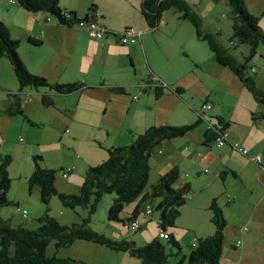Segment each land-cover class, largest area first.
<instances>
[{
    "label": "rangeland",
    "instance_id": "obj_1",
    "mask_svg": "<svg viewBox=\"0 0 264 264\" xmlns=\"http://www.w3.org/2000/svg\"><path fill=\"white\" fill-rule=\"evenodd\" d=\"M109 1L113 3L116 0ZM186 1L200 18L202 30L212 33L238 63L245 64L248 74L255 79L257 86L264 91V44H260L257 53L251 57L252 47L249 44H242L233 39V14L227 0ZM245 3L250 13L259 19V26L264 32V0H245ZM63 4L68 7H76L82 16L83 12L87 14L92 5V0H63ZM181 15L174 9L165 11L160 21V28H169L168 31L172 32L178 29L182 22H185L186 25L184 27H187V30L194 29L195 31L193 25L184 20ZM54 21L58 23L57 20ZM181 30L183 32L186 31L185 28ZM194 39L197 43L203 45L201 46L203 47L201 48L203 50L202 56L192 53L189 47L184 50L181 47L177 49L179 41L177 38L173 41L172 48L174 49L169 51V56L173 59L172 62L177 71L180 70L181 61L184 60L189 62V65H183L184 68L189 67L194 72L196 80L194 85L192 84V89L186 92V96L190 100L194 99L196 114L198 109H202L203 103L208 98L214 102L217 112L223 113L230 121L242 125L241 127L237 126L235 129H242L246 135L247 143L246 145L243 144L246 146L244 148L250 150L249 145H255L260 149H264V121L252 120V114H259L264 108L235 74L216 62L214 53L205 42L197 39L195 32ZM162 53L164 57H167L168 51L165 46ZM69 56H71L70 60L73 63L79 59L80 51L78 50L74 54L69 53ZM196 60L209 64L201 66L195 63ZM212 64L216 65L221 73L224 71L231 75L234 83L230 85L228 81L225 83L226 81L218 79V75L214 74L215 67L212 68ZM72 78V76H69L66 80ZM75 82L78 81H66L63 83ZM13 83L19 89L17 79L13 80ZM1 86L3 85L0 82V96L4 97L3 95L5 94L1 92ZM26 90L28 93L26 95L27 99L31 101L26 103L32 106V109H35L32 114H26L28 119L36 125H31L23 116L9 117L0 115V153L9 154L13 158L12 165L9 168L12 178V187L8 193L10 204L0 208V218L13 226L22 225L30 230H37L40 227L38 219L46 212L62 225L83 224L90 214L88 207L66 208L56 196H53L49 205H47L41 200L39 188L35 187L30 192L29 179L35 168L33 158L41 156L43 161L40 162L43 168L56 170V183L58 182L61 185L68 184L69 180L64 179L62 173L69 168H73V172L77 173V168L74 166L72 159L79 160L81 157L80 152L85 151L84 144L70 143L67 140L62 141L64 136L71 134L68 130L72 132V127L69 123L72 120L74 109L82 97L81 102L87 100L84 102L85 107L90 110L93 102L95 108L102 116L104 112L102 104H109V102H106L105 97L102 95L99 97L101 103L88 97V95L96 92H81L80 94L67 96L54 95L55 105L47 107L42 104L41 96L43 92L50 93L48 90L37 91L33 88H26ZM191 93H194V98H192ZM0 101L1 108H5V101L2 98ZM134 102L138 103L140 101ZM122 113L125 115V111H122ZM204 113L206 116L211 117L216 112L214 110H206ZM78 116L81 117L80 114ZM62 119H64L63 122ZM204 120L208 122L206 119ZM81 121L85 123V120L81 119ZM170 125L182 126L175 123ZM227 148L230 149L229 147ZM167 149L168 146L164 148L163 145H160L150 158L151 173L148 190L167 172L166 166L174 164L177 155L168 153ZM222 149L223 147L218 148L217 145H213L211 150L220 152ZM230 151L229 155H233V157L229 156L225 162L230 161L231 169H235L239 174L238 179L234 178L229 170L228 172L230 173L225 176L227 181L223 182V179L217 176L215 165L203 163L200 178L206 179V184L202 182L198 184L197 190H202L198 196L207 197L208 199L217 198L224 211L227 227L221 263L240 264L242 261V250L247 248L243 264H264V203L255 217L259 200L264 196L261 184L257 181L258 173L261 170L257 172L256 167L258 165L254 168L253 166L256 163L251 162L239 151ZM106 155L108 156L107 153ZM261 155L264 156V152ZM212 161L211 159L210 162L212 163ZM62 167H64L63 171H61ZM86 172L84 171L81 175L82 182ZM186 174H189V171L181 174L178 185L182 183L180 182L181 178L186 177ZM194 178L198 179V177ZM77 188V194H79L80 185H77ZM115 198V194H106L103 197L97 212L91 217L89 227L93 231L104 234L113 240L126 239L134 241L138 246H143L158 236L159 213L146 214L145 205H143V211L138 218L141 228L133 232L129 227L130 223L126 219L133 213L138 201L126 205L120 215L121 221L110 220L109 212ZM158 202L159 200L157 199L149 201L148 204L154 207ZM191 202L189 200L182 207L181 217L177 221L176 228L170 230L181 244L182 252L177 255V249H172V251L169 249V252L173 254H170L168 264H177L184 256L189 255L197 237H207L215 233V226L211 222L212 212L209 210V203L205 204V206H199V201H197L198 205L192 206ZM245 227L249 229L248 233L243 232ZM238 240H243V248L241 249L237 248ZM55 243L56 241H51L47 248L49 257L71 258L84 264H140L138 259L131 257L126 252H116L93 242L77 240L70 247L64 249H57ZM184 264H187V261Z\"/></svg>",
    "mask_w": 264,
    "mask_h": 264
},
{
    "label": "crops",
    "instance_id": "obj_2",
    "mask_svg": "<svg viewBox=\"0 0 264 264\" xmlns=\"http://www.w3.org/2000/svg\"><path fill=\"white\" fill-rule=\"evenodd\" d=\"M141 2L142 0H116L113 3L109 0H92L91 7L95 6L100 15V23L116 33L102 40H97L89 35L87 25L83 27L63 26L56 23L54 21L56 18L46 12L31 14L18 5L11 3V0H0V20L8 26L12 38L20 42L19 54L31 73L54 83L83 82L89 87H93V90L88 89L82 92H96L88 95L90 99H96L101 103L99 97L102 95L105 97L106 102H109V104H102L103 117L92 101L90 110L84 106V102L87 100L81 102L82 97L79 104L76 105L72 120L69 123L72 132L68 130L71 134L64 136L62 141L67 140L70 143L84 144L85 151L80 152L81 157L79 160L72 159L78 172H73L70 175V178L67 179L69 180L68 184L56 183L58 192L77 194V185H80L79 189H81V175L83 172L87 171L89 167L99 165L105 161L108 148L132 144L137 137L151 126L174 123L188 125L196 122L201 117L203 120L200 126L202 127H198L184 138L165 141L161 144L164 148L168 146V153L177 155L174 164L166 166V171L168 172L174 166H179L181 174L187 171L191 174L182 177L180 185H178L179 181L177 183V186L190 184L192 189L190 194L191 205H198L197 201H199V206H205L208 203L210 206L212 200L217 199L198 196L199 192L202 191L197 190L198 184L200 182L206 184V179L200 178L203 163L215 165L217 176L222 178L223 182L227 181L225 176L230 172L234 178L238 179V172L231 169L229 160L227 162L225 160L229 156L233 157V155H229V150L239 151L240 148L248 150L249 154L247 156L239 152L253 163L255 162L253 157L261 156L260 163L255 162L256 164L253 167L255 168L258 165L256 167L257 172L261 170L258 173L257 181L260 182L264 192V156L261 155L264 149H260L255 145H249L250 150L244 148L247 143L246 135L242 129H235L237 126L241 127L242 125L230 121L223 113L217 112L213 101L207 98L203 103V105L207 102L212 103L213 108L211 110L216 112L214 116L208 117L203 111V105L202 109H198L196 114L194 99L190 100L186 96V92L192 89V84L194 85L196 80L194 72L189 67L184 68V64L189 65V62L184 60L181 61L180 70L177 71L172 62L173 59L169 56V51L174 49L172 48L173 41L177 38L179 40L177 49L181 47L184 50L189 47L192 53L202 56L203 50L201 48L203 47L201 46L203 45L195 41L194 29L187 30V27H184L185 22H182L178 29L172 32L168 31L169 28L161 29L160 25L157 29L152 30L142 16ZM60 6L68 12L77 13L80 19H84L89 12V10L87 14L83 12L81 16L76 7L65 6L63 0H61ZM92 12H90V15ZM130 28L141 34L138 38L139 42L134 45H122L116 35ZM183 28L186 31L183 32L181 30ZM30 41L38 42L39 46H34ZM164 46L168 51L167 57H164L162 53ZM78 50L80 51L79 59L71 63L69 53L74 54ZM195 63L201 66L209 64L198 60ZM213 67H215L214 74L218 75V79L226 81L225 83L228 81L230 85L234 83L231 75L224 71L221 73L220 69L212 64ZM152 74L158 76L167 85L164 94L160 97H156L152 91L145 93L142 90V85L150 83L153 77ZM69 76L73 78L66 80ZM14 77L16 76L10 62L6 58L0 57V82L3 85L1 86V92L5 94L4 97L0 96V99L2 98L5 101V108H1L0 103V115L8 116L6 110L10 105L9 93H19L22 109L25 113L32 114L35 109H32V106L26 103L31 102L27 99V90L24 89L21 92L20 85L18 89L13 83V80L17 79H14ZM116 86L124 87L127 94L113 93L110 88ZM178 90L181 92H177ZM191 94L194 98V93ZM136 96L139 97L140 102L138 103L134 102ZM122 111H125V115ZM253 115L252 120L255 121ZM217 117H223L231 124L227 130L229 136L226 145L220 152H213L211 150L213 145L210 147L204 146V135L211 126L217 124ZM81 119L85 120V123ZM63 121L64 119H62ZM211 159L213 160L212 163L210 162ZM63 170L64 167L61 168V171ZM229 170L230 172H228ZM194 177H198V179ZM263 203L264 196L259 200L255 217ZM245 232L248 233L249 229ZM241 248H243V240ZM246 253L247 248H244L240 264H243Z\"/></svg>",
    "mask_w": 264,
    "mask_h": 264
},
{
    "label": "trees",
    "instance_id": "obj_3",
    "mask_svg": "<svg viewBox=\"0 0 264 264\" xmlns=\"http://www.w3.org/2000/svg\"><path fill=\"white\" fill-rule=\"evenodd\" d=\"M16 2L15 5L28 13L46 12L56 18L60 25L67 27L80 26V22L89 21L91 11L97 12L95 6H92L89 8L88 15L84 19H80L77 13L62 9L61 0H16ZM227 2L233 14V39L242 44H249L252 47L251 57H253L260 44H264V32L259 26V19L250 13L245 0H227ZM169 9L181 13L182 18L193 25L197 39L208 45L214 53L216 62L235 74L264 108V91L248 74L247 66L238 63L212 33L202 30L200 18L186 0H142L140 6L142 16L152 30L159 27L163 13ZM67 14L69 17L66 16ZM30 42L34 46H39L38 42ZM19 47L20 42L12 38L8 26L0 20V57L6 58L10 62L21 92L26 88L50 92L42 93L41 101L44 106L55 105L54 95L67 96L79 94L88 89L93 90V87H89L83 82L52 83L44 77L31 73L18 52ZM166 88L167 86L159 84L154 89L150 87L142 90L145 93L152 91L156 97H160ZM110 89L115 94H127L124 87L116 86ZM9 99L10 105L6 114L11 117L23 116L34 126L22 109L19 93H9ZM253 119L264 121V109L261 113L254 114ZM202 120L201 117L194 123L182 126L154 125L130 145L108 148L106 160L97 166L88 168L80 193L76 195L58 192L56 170L43 168L40 162L43 161V158L41 156L34 157L35 168L29 179L30 192L37 187L43 203L49 205L51 198L56 196L64 207L72 209L88 207L90 214L83 224L66 226L60 224L57 219L46 212L38 219L40 227L37 230H30L22 225L13 226L0 218V264H84L71 258L49 257L47 248L53 240L56 241L57 249L68 248L75 241L84 240L100 244L116 252H126L131 257L138 259L140 264H168L169 256L173 254L169 252V249L170 251L177 249V255L182 252L181 244L170 230L176 228L177 221L181 217V209L190 200L192 189L190 184L177 186L181 169L179 166H174L148 190L151 173L150 158L163 142L186 137L202 124ZM230 124L223 117H217V124L211 126L204 135V146L216 145L217 139L230 128ZM12 162L11 155L0 153V208L10 204L8 193L12 187V178L9 168ZM106 194L116 195L109 212V219L112 221H121L120 215L126 205L138 201L133 213L126 219L130 223L131 230H133L132 224L139 222L138 218L143 211V205L146 206L145 213L148 215L158 212V236L151 242L138 246L134 241L113 240L104 234L93 231L89 227L91 217L97 212ZM157 199L159 202L156 206L148 204L149 201ZM209 210L212 212L211 222L215 226V233L211 236L197 238L189 255L184 256L177 264H184L185 261L187 264H221L227 221L218 199L212 200ZM138 230H133V232ZM160 233H166L168 238H162Z\"/></svg>",
    "mask_w": 264,
    "mask_h": 264
},
{
    "label": "built area",
    "instance_id": "obj_4",
    "mask_svg": "<svg viewBox=\"0 0 264 264\" xmlns=\"http://www.w3.org/2000/svg\"><path fill=\"white\" fill-rule=\"evenodd\" d=\"M11 3L16 4L17 2H16V0H11ZM66 16L69 17L68 14ZM90 17L91 18L89 19V21H87V22L82 21L79 23V25L81 27L87 25L89 27V34L93 39L102 40V39L107 38L108 36H111L113 34V32L110 29H108L106 26H104L100 23V21H99L100 15L98 14V12L93 11L91 13ZM117 36H118L119 42L122 45H134V44H137L139 42L138 38L141 36V34L138 33L135 29L130 28V29H126L125 31H123L121 33H118ZM159 84H162V86H167L158 76L153 75L150 83L144 84L141 87H142V89H144V88L147 89L150 87L154 89ZM134 100L139 101L137 96L134 97ZM212 108H213V104L210 102H207L206 104L203 105V111L211 110ZM228 136H229L228 131H225L224 134L217 139V141H216L217 147H220V148L224 147L228 141ZM239 151L243 155H246V156L249 154L248 150H246V149L243 150L240 148ZM253 161H255L256 163H260L261 156L258 155V156L253 157ZM72 172H73V168H69L67 171H64L62 173L63 177L65 179H69ZM24 214H26V212H24ZM132 229L138 230L139 229V222H134L132 224ZM244 231H247V228H244ZM160 236L162 238H168V235L166 233H160ZM237 247L238 248L242 247L241 241L238 242Z\"/></svg>",
    "mask_w": 264,
    "mask_h": 264
}]
</instances>
